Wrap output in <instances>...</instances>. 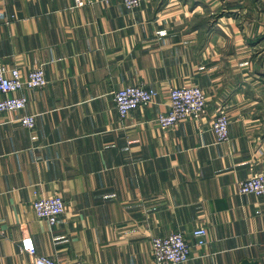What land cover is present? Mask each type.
Instances as JSON below:
<instances>
[{
  "label": "crops",
  "instance_id": "0c3cea01",
  "mask_svg": "<svg viewBox=\"0 0 264 264\" xmlns=\"http://www.w3.org/2000/svg\"><path fill=\"white\" fill-rule=\"evenodd\" d=\"M0 64L48 79L13 93L34 128L0 112V264L31 259L24 235L62 262L150 264L151 238L175 231L191 245L181 264H264V196L237 191L264 170V0H0ZM132 84L158 95L120 118L113 91ZM192 84L203 118L161 129L169 90ZM54 194L65 210L49 225L32 203Z\"/></svg>",
  "mask_w": 264,
  "mask_h": 264
},
{
  "label": "built area",
  "instance_id": "2783aa9c",
  "mask_svg": "<svg viewBox=\"0 0 264 264\" xmlns=\"http://www.w3.org/2000/svg\"><path fill=\"white\" fill-rule=\"evenodd\" d=\"M105 3L113 0H102ZM125 8L134 9L140 6L142 0H118ZM85 0H74L75 7H81ZM48 84L41 66L33 67L26 75L15 67H6L0 64V112H21L16 120L25 128L35 126V114L24 112L27 103L25 95L13 93L22 89L42 88ZM158 91L144 84H132L113 91L112 99L120 118H125L129 111L152 103ZM206 109L204 90L197 84L173 87L169 90L167 108L157 115V124L161 129L174 128L183 119L189 118L200 121ZM229 118L226 113V104L218 107L212 121L211 130L218 142L229 138ZM237 191L240 194H252L256 197L264 196V170L253 173L249 177L238 181ZM36 216L44 219L49 225H54L65 210L63 198L59 194L37 197L32 203ZM195 245L203 246L206 243V229L198 226L192 230ZM20 251L30 255L31 259L24 264H85L79 259L62 262L47 255H37L33 240L24 235L19 241ZM191 253V245L181 231H175L164 236L151 238L150 264H181L186 262Z\"/></svg>",
  "mask_w": 264,
  "mask_h": 264
}]
</instances>
